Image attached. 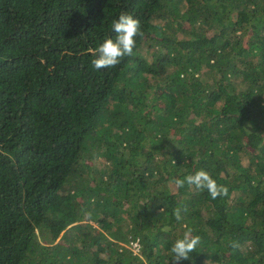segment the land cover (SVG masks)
<instances>
[{
  "label": "trees",
  "instance_id": "obj_1",
  "mask_svg": "<svg viewBox=\"0 0 264 264\" xmlns=\"http://www.w3.org/2000/svg\"><path fill=\"white\" fill-rule=\"evenodd\" d=\"M187 229L180 264H264V0H0V264H173Z\"/></svg>",
  "mask_w": 264,
  "mask_h": 264
},
{
  "label": "clouds",
  "instance_id": "obj_2",
  "mask_svg": "<svg viewBox=\"0 0 264 264\" xmlns=\"http://www.w3.org/2000/svg\"><path fill=\"white\" fill-rule=\"evenodd\" d=\"M115 33V39L108 38L104 40L96 51V58L92 60V65L96 70L105 68H115L126 56H132L136 47V37L143 36L141 23L133 18L131 14L121 12L118 19L111 25ZM177 188L184 187L185 183L194 186L196 190H207L212 199L228 195V188L224 185H218L211 175L205 170H198L195 174H189L184 178H176L172 181ZM177 221L182 219L179 208L173 211ZM201 244V237L193 235L191 229H187L182 238L177 239L172 245L171 261L173 264H180L181 261L189 259L190 253L197 251ZM235 246V245H234Z\"/></svg>",
  "mask_w": 264,
  "mask_h": 264
},
{
  "label": "built area",
  "instance_id": "obj_3",
  "mask_svg": "<svg viewBox=\"0 0 264 264\" xmlns=\"http://www.w3.org/2000/svg\"><path fill=\"white\" fill-rule=\"evenodd\" d=\"M130 246L133 250V252H138V248H139V241L138 240H131L130 241Z\"/></svg>",
  "mask_w": 264,
  "mask_h": 264
}]
</instances>
